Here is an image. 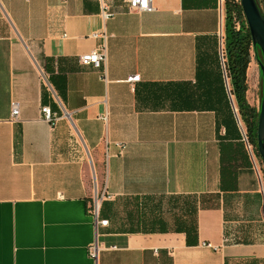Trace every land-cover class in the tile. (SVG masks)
Returning a JSON list of instances; mask_svg holds the SVG:
<instances>
[{
	"label": "crops",
	"instance_id": "1",
	"mask_svg": "<svg viewBox=\"0 0 264 264\" xmlns=\"http://www.w3.org/2000/svg\"><path fill=\"white\" fill-rule=\"evenodd\" d=\"M107 6L104 20L100 0H0V118L20 109L0 121V264H264L224 0ZM101 47L100 67L78 62Z\"/></svg>",
	"mask_w": 264,
	"mask_h": 264
},
{
	"label": "trees",
	"instance_id": "2",
	"mask_svg": "<svg viewBox=\"0 0 264 264\" xmlns=\"http://www.w3.org/2000/svg\"><path fill=\"white\" fill-rule=\"evenodd\" d=\"M225 2V61L231 89L235 97L238 112L246 129L248 142L254 153L257 152V118L259 107L251 105L246 98L247 69L251 61V51L257 56L261 52L258 46L252 44L251 35L242 12L239 0H224ZM264 14V0H257ZM264 180V168H261Z\"/></svg>",
	"mask_w": 264,
	"mask_h": 264
},
{
	"label": "built area",
	"instance_id": "3",
	"mask_svg": "<svg viewBox=\"0 0 264 264\" xmlns=\"http://www.w3.org/2000/svg\"><path fill=\"white\" fill-rule=\"evenodd\" d=\"M109 0H100L101 6V14L104 20L108 19L112 14L108 9L107 3ZM129 9L131 10H139V11H150L152 9L151 0H124ZM98 34H94L93 36H97ZM105 36V35H104ZM106 59V51L105 47L96 48L90 52L81 54L78 56V62L81 65H92L95 68L101 66V63ZM102 78L105 79V71L102 72ZM139 74L130 75L126 78V81L129 83L139 81ZM43 120L53 125L57 119V116L54 112H52L49 105H42L40 108ZM20 114L19 103L16 100H11L10 102V115L7 119L0 118V121L7 120L9 122H15L18 120ZM103 118H106L104 116ZM247 149L252 152V145L246 139ZM105 196V193L98 192L97 186H94V202L91 207V216L94 220L95 233H97L98 225L106 226L108 224V219H100L99 218V205L100 201ZM209 246V244H205ZM98 247L95 242H93L89 247V255L91 258H97Z\"/></svg>",
	"mask_w": 264,
	"mask_h": 264
},
{
	"label": "water",
	"instance_id": "4",
	"mask_svg": "<svg viewBox=\"0 0 264 264\" xmlns=\"http://www.w3.org/2000/svg\"><path fill=\"white\" fill-rule=\"evenodd\" d=\"M239 1L251 35L252 44L258 46L262 55V60L258 61L262 78V96L257 118V152L264 168V14L257 0Z\"/></svg>",
	"mask_w": 264,
	"mask_h": 264
},
{
	"label": "rangeland",
	"instance_id": "5",
	"mask_svg": "<svg viewBox=\"0 0 264 264\" xmlns=\"http://www.w3.org/2000/svg\"><path fill=\"white\" fill-rule=\"evenodd\" d=\"M262 57V55H261ZM260 60V54L257 56L254 55L253 51H251V61L249 64V67L247 69V78H246V83H247V90H246V98L248 102L255 106L256 108L259 107L260 105V100L262 96V78H261V72L258 66V61ZM252 153L254 155L256 164H257V169H258V174L261 178L262 186L264 188V183H263V175L261 168L263 167V163L261 158H259L253 150L252 147ZM100 187V186H99Z\"/></svg>",
	"mask_w": 264,
	"mask_h": 264
}]
</instances>
